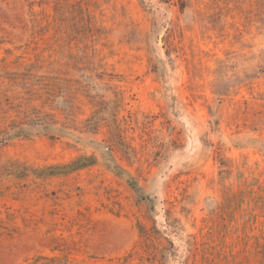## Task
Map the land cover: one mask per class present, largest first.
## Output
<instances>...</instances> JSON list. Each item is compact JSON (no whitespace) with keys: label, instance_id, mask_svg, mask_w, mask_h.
I'll return each instance as SVG.
<instances>
[{"label":"rangeland","instance_id":"374dc122","mask_svg":"<svg viewBox=\"0 0 264 264\" xmlns=\"http://www.w3.org/2000/svg\"><path fill=\"white\" fill-rule=\"evenodd\" d=\"M0 264H264V0H0Z\"/></svg>","mask_w":264,"mask_h":264}]
</instances>
